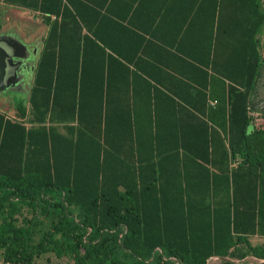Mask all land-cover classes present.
Instances as JSON below:
<instances>
[{
    "label": "trees",
    "instance_id": "obj_1",
    "mask_svg": "<svg viewBox=\"0 0 264 264\" xmlns=\"http://www.w3.org/2000/svg\"><path fill=\"white\" fill-rule=\"evenodd\" d=\"M220 9L211 63L225 79V95L215 112L220 119L211 120L224 128L225 140L215 130L208 153L193 151L208 164L203 176H187L185 184L159 183L155 172L146 179L135 151L121 173L110 165L115 153L101 141L100 126L90 135L89 119L82 120L76 150L73 140L71 148L58 150L56 128L50 148L45 128L27 130L0 113L4 263L35 264L54 253L75 264H207L213 256L235 264L232 257L242 246L264 259V245L251 241L264 239V131L251 114L264 66L263 2L220 0ZM47 47L31 97L30 119L40 123L50 107L45 89L52 85L45 87V79H58L56 50ZM42 219L45 230L34 240L33 227Z\"/></svg>",
    "mask_w": 264,
    "mask_h": 264
},
{
    "label": "crops",
    "instance_id": "obj_2",
    "mask_svg": "<svg viewBox=\"0 0 264 264\" xmlns=\"http://www.w3.org/2000/svg\"><path fill=\"white\" fill-rule=\"evenodd\" d=\"M220 10V0H0L8 26L0 38L26 47L23 80L0 91V113L27 130L45 128L50 148L56 128L58 150L73 140L75 151L89 119L90 135L100 126L101 141L115 153L110 165L121 173L135 151L146 179L155 172L159 183L185 184L187 176H203L208 164L193 151L208 153L215 130L225 140L212 121L225 95V79L211 63ZM49 43L58 79H45L50 107L40 123L30 119L31 97Z\"/></svg>",
    "mask_w": 264,
    "mask_h": 264
},
{
    "label": "rangeland",
    "instance_id": "obj_3",
    "mask_svg": "<svg viewBox=\"0 0 264 264\" xmlns=\"http://www.w3.org/2000/svg\"><path fill=\"white\" fill-rule=\"evenodd\" d=\"M263 2V9H264V0ZM7 26V19L4 16H0V33L5 30ZM260 49L264 57V30L260 36ZM8 95V94H3ZM251 114L253 118L254 125L258 128V130L264 131V66L262 70L261 77L259 79V84L257 86L255 97L252 102V109ZM31 215V213L29 214ZM45 230V219L38 221L33 227V237L34 240H37L42 235L43 231ZM254 244L264 245V239L253 238ZM229 259V258H228ZM232 260L235 264H258L264 262V259L255 255L249 247L242 246L239 248L235 254V257H232ZM222 263L220 260H209L207 264H220ZM0 264H11V263H4L2 261V257H0ZM35 264H75L74 261L70 260L69 258H56L55 254H45L38 258Z\"/></svg>",
    "mask_w": 264,
    "mask_h": 264
},
{
    "label": "water",
    "instance_id": "obj_4",
    "mask_svg": "<svg viewBox=\"0 0 264 264\" xmlns=\"http://www.w3.org/2000/svg\"><path fill=\"white\" fill-rule=\"evenodd\" d=\"M26 47L16 39L0 38V91L23 80Z\"/></svg>",
    "mask_w": 264,
    "mask_h": 264
},
{
    "label": "flooded vegetation",
    "instance_id": "obj_5",
    "mask_svg": "<svg viewBox=\"0 0 264 264\" xmlns=\"http://www.w3.org/2000/svg\"><path fill=\"white\" fill-rule=\"evenodd\" d=\"M25 73H24V77H26V78H28V77H30V75H31V71H29V69H27L26 71H24Z\"/></svg>",
    "mask_w": 264,
    "mask_h": 264
}]
</instances>
